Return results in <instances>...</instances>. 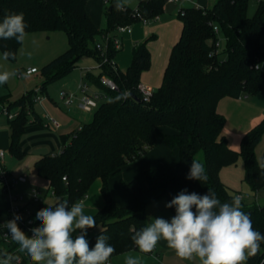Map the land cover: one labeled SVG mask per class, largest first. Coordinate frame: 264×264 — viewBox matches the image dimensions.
I'll use <instances>...</instances> for the list:
<instances>
[{
  "label": "trees",
  "instance_id": "trees-1",
  "mask_svg": "<svg viewBox=\"0 0 264 264\" xmlns=\"http://www.w3.org/2000/svg\"><path fill=\"white\" fill-rule=\"evenodd\" d=\"M166 1L140 0L136 7H131L113 0L106 7L108 25L101 28L88 13L86 0H0V20L5 14L23 13L28 25L26 33L42 29H62L67 33L68 48L41 68L45 82L72 71L78 66L77 60L86 54L94 55L101 65L98 74L86 72L105 91L92 118L73 131L60 134V149L45 152L35 161V167L40 176L49 180V189L56 198L52 204L42 201L39 210L54 205L58 199L66 200L69 206L82 201L94 181L102 180L105 204L93 217L96 225L101 223L103 227L87 240L93 247L99 235L108 236V243L115 248L111 257L137 248L131 237L148 224L146 208L160 198L169 203L181 191L204 195L211 189L222 203H231L235 196L222 181L220 171L240 157L244 161V180L255 190L264 188V152L261 160L255 153L264 133V118L243 136L240 149H234L224 133L226 116L218 111L222 97L256 94L264 87V0H259L253 16L248 15L249 0H216L212 6L182 8V32L172 47L163 81L145 100L138 84L142 72L151 65L147 41L134 45L131 64L123 71L114 63L119 48L113 38L118 34V25L140 20L136 10L154 19L163 12ZM220 33L227 42L223 50L216 44ZM107 34L108 48L102 55L97 43L103 44ZM20 45L15 39L0 40V50L14 53L15 58ZM102 75L113 79L118 88L103 84ZM38 91L47 93L46 86ZM39 92L32 89L14 100L9 94H0L2 106L9 110L16 106L18 110L9 118V151L18 158L26 154L21 144L26 129L44 123L34 108L26 104ZM161 125H167L171 131L158 133ZM158 136L169 147L178 148L179 162L164 161L145 168L141 175L122 180L130 202L118 204L110 179L153 147ZM199 152H203V161L198 159ZM193 159L204 164L206 182L187 179ZM241 205L254 229L264 234V205ZM169 209L173 217L175 208ZM246 264H264V242Z\"/></svg>",
  "mask_w": 264,
  "mask_h": 264
},
{
  "label": "clouds",
  "instance_id": "clouds-1",
  "mask_svg": "<svg viewBox=\"0 0 264 264\" xmlns=\"http://www.w3.org/2000/svg\"><path fill=\"white\" fill-rule=\"evenodd\" d=\"M27 27L23 13L5 14L0 20V40L15 39L23 44ZM3 56L15 58L14 53L8 51ZM259 69L258 64L256 70ZM15 75L16 72H0V85ZM187 179L206 182L204 164L193 159ZM166 207L175 208L170 220L151 218L131 237L141 252H153L163 240L182 260L198 259L200 264H246L249 257L257 255L264 242V234L254 229L250 216L241 210L239 196L233 197L231 203H222L211 189L204 195L184 190ZM21 219L14 214L13 219L0 226L8 230L7 235L34 264H108L115 252L108 243L109 237L103 234L90 247L87 229L95 227L96 221L93 216L85 215L80 201L69 206L66 200L58 199L54 205L37 211L35 219L40 223L30 229L31 236L18 226L17 221ZM78 231L79 234L73 235ZM122 255L124 264H141L140 257L131 253ZM3 264H9L8 260Z\"/></svg>",
  "mask_w": 264,
  "mask_h": 264
},
{
  "label": "rangeland",
  "instance_id": "rangeland-1",
  "mask_svg": "<svg viewBox=\"0 0 264 264\" xmlns=\"http://www.w3.org/2000/svg\"><path fill=\"white\" fill-rule=\"evenodd\" d=\"M113 0H86L92 9L97 13V17L100 19L99 25L101 28H106L108 25L107 16H106V7L111 4ZM127 3L131 7H136L140 0H121ZM178 1V0H174ZM187 6H200L197 2H192V0H184ZM104 2V7L101 8V4ZM169 2H173L169 0ZM259 0H249L248 4V15L253 16L256 12ZM205 5H209V3L205 2L201 6L204 7ZM120 35V33H119ZM121 36V35H120ZM68 36L67 33L62 30H34L27 32L26 38L19 46L16 58L14 60L5 59L3 56L2 50H0V72H16L17 75L13 76L9 79L6 84L0 85V94L10 93L11 99H17L22 96L24 93L35 89L39 92V88L41 86H46L47 93L39 92V98L33 94L31 98L26 100V104L28 107H33L34 111H36L41 117L46 113V106H44L47 102L52 103L53 100L60 101V91H74L71 87L79 86L81 82H87L90 87L97 86L91 79L86 76V72L91 70L95 74H98V60L92 54H86L81 56L77 60V67H75L69 73L58 77L50 82H45L46 77L42 73V66L45 65L47 62L58 56L59 54L63 53L68 48ZM227 42L225 36L220 33L219 34V49L223 50L226 48ZM170 58V56H169ZM169 61V59H168ZM36 67L37 71L30 73L29 75L25 76L24 74L19 75V73H24L25 70L28 68ZM165 72V68H164ZM163 72V76H164ZM142 76V74H141ZM163 76L161 83L163 81ZM142 78V77H141ZM140 82L146 85H149L153 91L157 90L161 83L158 86H154L152 84L144 83L141 79ZM102 89V88H101ZM264 97V87L256 94H249L239 97H233L232 103L229 102L225 106L227 113H223L227 118V124L225 127V135L229 139V145L237 144L236 149H240L241 141L243 136L252 128L251 124H249V116L246 117L244 120V134L242 137L236 140V135L234 131L231 129H235L240 124H243L242 121L240 122L238 116L239 112L236 111V105L243 104L242 102L253 103L255 98ZM42 97V98H41ZM36 99V100H35ZM43 99V100H42ZM102 101V98L99 100ZM54 102V101H53ZM241 102V103H240ZM32 103V106H31ZM53 104V103H52ZM254 104V103H253ZM260 107L257 103L254 104ZM61 107V106H60ZM11 111H16V106L11 107ZM236 111V112H235ZM93 116V111L87 113V119H91ZM46 123V121H43ZM9 127V118L6 113L2 111V105L0 104V131L5 128ZM254 127V126H253ZM28 129V128H27ZM26 129V130H27ZM163 129L166 131L170 128L167 125L158 126L157 132H163ZM164 130V131H165ZM27 133V131H25ZM24 133V134H25ZM235 148L234 146H230ZM153 148V149H152ZM264 152V133L262 135L261 141L255 147V153L259 160H261L262 155ZM29 153H26L24 157L18 158L13 154L9 153L6 150V161L7 165L10 169V172H14L15 169L21 165V163L28 158ZM145 156H152L154 162H149L148 167L157 166L163 161H171L177 164L180 160L179 150L178 148H171L167 145L163 137L158 136L157 142L155 145L149 149L138 159L133 160L129 163L136 162L139 160L143 161ZM198 159L203 161L204 155L203 152L198 153ZM175 161V162H174ZM28 168L25 172H27L29 181L34 180L35 171L33 169V165L27 161ZM245 168H244V161L240 157L236 163L224 166L221 169V179L222 181L228 185L231 193L234 196H238V194H242L241 202L251 205L252 203H264V188H260L258 190L253 189L245 180H244ZM36 180V179H35ZM40 188L45 193V199L48 203H54L56 198L52 195L49 186L40 181ZM19 189L21 191H25L26 185L20 184ZM1 193H0V203L3 202L1 200ZM86 198V197H85ZM165 200H167L165 198ZM4 204V203H3ZM169 209V208H168ZM167 209V210H168ZM158 214L155 218L159 216L166 215L167 219L172 218V213L169 211L164 212L161 210V207L158 208ZM170 210V209H169ZM150 219L152 218L150 212ZM163 218V217H162ZM124 253H131L133 256L140 257L141 264H200L198 259H193L192 261L182 260L181 258L177 257L175 252L168 248L165 241L161 240L153 252L151 253H143L138 248L131 249L115 255L110 258L111 264H124ZM247 262V261H246Z\"/></svg>",
  "mask_w": 264,
  "mask_h": 264
},
{
  "label": "crops",
  "instance_id": "crops-1",
  "mask_svg": "<svg viewBox=\"0 0 264 264\" xmlns=\"http://www.w3.org/2000/svg\"><path fill=\"white\" fill-rule=\"evenodd\" d=\"M169 2L166 1L164 5L163 12L158 16V18L151 19L148 23H144L141 20L134 22L131 24L130 31H124L119 33L117 36L120 38L121 46L117 51L114 57V63L117 68L126 71L132 61V49L135 44L147 41L148 48L151 53V65L150 68L142 72L141 80L144 83L152 84L158 86L161 83L164 68H166L168 64V59L172 50L173 45L178 41L180 38L183 23L179 17V12L182 8L186 7V2L184 0H178ZM216 0H192V2H197L200 6L205 2L209 3V5L205 6H212ZM125 3V2H124ZM127 4V3H126ZM104 7V2L101 4V8ZM86 8L94 22L99 25V18L97 17V13L92 9L91 5L86 2ZM98 64V71L101 70V65L99 61ZM93 90H97L103 94L105 91L97 86L91 87ZM72 92L76 93V97L79 98L81 96V91L79 86L71 87ZM8 94V93H4ZM10 94V93H9ZM10 96V95H9ZM231 96L226 95L222 97L218 102V111L221 113H227L225 109V105L229 102H233V98ZM42 98V97H41ZM240 98V97H239ZM11 99V96H10ZM241 99V98H240ZM14 100V99H11ZM43 100V99H42ZM54 101V102H53ZM52 103L47 102L44 106H46V113L43 115V121L46 123L43 124H34L28 127L25 133L22 136L21 144L26 153H29L28 158L24 160L20 166H18L12 174H26L25 172L28 168L27 161L33 165V169L35 171L34 180L28 181L22 185H26L25 189L29 190L31 186H39L40 182L36 180H40L46 183L49 186V180L40 176L37 173L35 167V161L39 159L45 152L47 151H57L60 149V138L59 135L63 133H69L74 129L81 126V124L85 121L90 120L87 119V113L91 111H84L79 109L75 104L68 109L63 102L53 100ZM241 103V102H240ZM243 104H235L236 111L239 114L238 118L240 122L242 121L243 124H240L235 129H231L234 131L238 138L242 137L245 131L244 128V120L247 116H249V124L251 126H255L258 122H260L264 118V97L255 98L253 101L254 104H258L260 107L254 105L253 103L242 102ZM61 106V107H60ZM93 111V110H92ZM235 111V112H236ZM48 115L54 116L57 121L58 125H51L49 124V119L47 118ZM33 119V118H32ZM227 119V118H226ZM227 124V120H226ZM225 124V127H226ZM224 127V133H225ZM163 132H170L171 129L165 130ZM229 141V139H228ZM230 144V143H229ZM9 145H10V126L5 127L0 131V148L7 150L9 153ZM236 149L237 144H231ZM230 145V146H231ZM153 149V148H152ZM12 154V153H11ZM154 158L152 156H145L142 160L128 163L123 168L122 171L118 174L113 176L110 179V186L112 189V193L114 196L115 201L120 205H127L130 202V197L128 193L122 186V180H129L136 175H141L143 170L147 168L151 164L149 162H154ZM164 162V161H163ZM175 162V161H174ZM5 166L10 171L6 157L4 160ZM175 164V163H174ZM223 169V168H222ZM221 173V171H220ZM28 177V175H27ZM36 179V180H35ZM102 180L96 179L94 183L90 186L88 195L82 201L84 206V213L85 215L93 216L98 210H100L104 204L105 199L101 192ZM2 197V196H1ZM3 202L0 203V208H4L7 206V203L1 198ZM4 203V204H3ZM168 203L165 198H160L152 203H150L146 208L148 223L150 222V212L152 218L158 214L157 210L161 207V210L164 212H168L169 209L166 207ZM264 205V203H260ZM168 209V210H167ZM164 218L167 219L166 215L159 216L157 218ZM102 224L96 225L94 228L87 229V236L86 239L91 237L94 233L98 232L102 228ZM79 234V231H78ZM137 249V248H136ZM111 264V263H110Z\"/></svg>",
  "mask_w": 264,
  "mask_h": 264
},
{
  "label": "built area",
  "instance_id": "built-area-1",
  "mask_svg": "<svg viewBox=\"0 0 264 264\" xmlns=\"http://www.w3.org/2000/svg\"><path fill=\"white\" fill-rule=\"evenodd\" d=\"M135 14L139 16L140 20L144 23H148L151 19L144 17L136 10ZM159 15L155 16V19ZM216 31L218 32V27L215 26ZM131 24L118 25L116 28L117 33L124 31H130ZM110 35L105 36V41L102 43H97V46L102 49V55H105V52L108 48V41ZM116 48H120L121 42L118 36L113 38ZM217 47H219V40L216 42ZM106 59V58H105ZM37 71L36 67L28 68L24 73H33ZM101 82L106 86L117 89L118 85L107 75L101 76ZM138 87L142 92L143 98L149 100L153 94V89L146 84L139 83ZM81 91V96L76 97V93L72 91H60V99L63 104L68 108L75 104L79 109L84 111H92L97 107L99 100L105 96V94L93 90L87 82H81L79 85ZM40 95L37 96L39 98ZM2 111L7 114L8 118H13L18 110L12 112L6 106H2ZM49 124L58 125L57 119L48 115ZM6 157V151L0 148V193L3 200L7 203V206L0 208V225H3L5 222L13 219L14 214H18L22 217L21 220L17 221L18 226L22 231L27 235L31 236L30 229L33 227L39 226V221L35 219L37 211H39V204L46 200L45 193L39 186H31L29 190L21 191L19 189L20 184H24L28 181L26 174H12L7 167L5 166L4 160ZM242 198V194H238ZM8 230L0 226V264H3L4 260H8L9 264H34L31 258L25 253L19 250V245L7 235ZM111 262L109 261L108 264Z\"/></svg>",
  "mask_w": 264,
  "mask_h": 264
}]
</instances>
